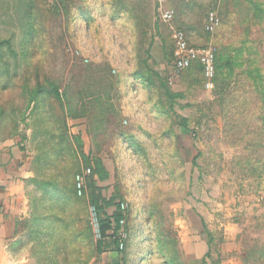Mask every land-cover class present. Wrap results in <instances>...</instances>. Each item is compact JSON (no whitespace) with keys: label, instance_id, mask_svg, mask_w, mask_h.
<instances>
[{"label":"rangeland","instance_id":"obj_1","mask_svg":"<svg viewBox=\"0 0 264 264\" xmlns=\"http://www.w3.org/2000/svg\"><path fill=\"white\" fill-rule=\"evenodd\" d=\"M87 6L96 12L82 18ZM209 12L220 20L213 34ZM175 31L215 60L236 58L212 89L198 67L175 69ZM254 69L264 78V0H0V148L22 153L29 180L74 190L84 178L69 212L76 236L55 238L57 262L264 264V82L256 92ZM92 181L112 203L107 215L124 219L109 236L132 219L122 250L114 238L98 244ZM26 182L13 235L23 251L13 253L46 264L45 242L25 231L29 196L39 197Z\"/></svg>","mask_w":264,"mask_h":264},{"label":"trees","instance_id":"obj_2","mask_svg":"<svg viewBox=\"0 0 264 264\" xmlns=\"http://www.w3.org/2000/svg\"><path fill=\"white\" fill-rule=\"evenodd\" d=\"M63 3L73 4L74 0H60ZM81 2V0H80ZM54 10H56L54 8ZM84 10V11H83ZM44 11H48V9L45 7L42 9V14L44 16ZM96 12V9L93 7H80L78 9V13H80L81 17L90 18L93 16V14ZM52 14V13H51ZM185 35V34H184ZM186 38V36H185ZM187 40V38H186ZM188 43V41H187ZM189 44V43H188ZM236 57V56H235ZM172 59L174 61V52H172ZM236 59L231 55H227L226 57L220 56L219 59L215 60V75L217 72H222L226 67L232 66V61ZM218 60V61H217ZM174 64V63H173ZM194 66L198 67L200 73L202 74V68L197 63H193L188 69H192ZM254 77L260 79V82L255 87V91H260L261 87L263 88V82L262 79H264L260 74L259 69H254L253 72ZM251 74V72H250ZM140 77V76H138ZM215 79V78H214ZM255 83V81H253ZM252 83V86L254 85ZM60 154V151H57L55 156L57 157ZM96 173V172H95ZM100 173V168H99ZM100 176V175H99ZM31 183L35 186L36 191L39 193V197L35 196H29V214L28 218L26 219V225H29L30 229H27L26 232L27 235L34 239L37 238V240H43L45 242V251H47L49 254L47 258L45 259L46 264H60L57 262L56 259H60V247L56 242L57 237H61L62 234L72 231L71 235L76 236V231L70 229V222L72 224H76V213L75 215L73 213H70V208L74 206H78V202L75 199V193L77 192L75 188L74 183V190L70 186L62 185L60 182L50 180L47 182L43 181H36L34 179L29 180L26 182ZM88 188L90 190L89 193V204L92 205L96 211V217H97V224H98V231L100 236V241H98L99 246L101 245V241L104 239L114 238L113 242L117 245V249L119 250V245L122 244L123 248H126V240H128V237L130 235H134V228L130 229L128 227H131L132 225V219L129 216V222L126 227L127 231H121V233H118L116 237L114 235L109 236V232H111L114 227H118V224L120 221H123L124 225V219L119 215L118 213H114L112 216L107 215L106 209L107 207L111 206V201L108 203H105L104 201L98 199V197L95 194V183L92 181L89 182ZM77 194V193H76ZM84 209H86L84 207ZM71 217V221H70ZM121 225V227L123 226ZM126 232V233H125ZM124 233L125 239H121V234ZM55 239V240H53ZM122 248V249H123ZM120 249V250H122ZM98 254H101L100 249L97 250ZM149 256L150 253H144V255ZM42 257L40 262L42 261Z\"/></svg>","mask_w":264,"mask_h":264},{"label":"crops","instance_id":"obj_3","mask_svg":"<svg viewBox=\"0 0 264 264\" xmlns=\"http://www.w3.org/2000/svg\"><path fill=\"white\" fill-rule=\"evenodd\" d=\"M33 178L27 169V159L17 148H0V264H28L26 255L20 259L13 250L20 246L14 243L15 222L27 216L25 182ZM26 251V249H24ZM15 251V250H14ZM15 251V252H17Z\"/></svg>","mask_w":264,"mask_h":264},{"label":"built area","instance_id":"obj_4","mask_svg":"<svg viewBox=\"0 0 264 264\" xmlns=\"http://www.w3.org/2000/svg\"><path fill=\"white\" fill-rule=\"evenodd\" d=\"M165 0H159L160 4ZM161 20L170 24L173 20V12L171 10L162 11L159 10ZM220 26L219 17L215 12H209L205 21V31L209 34H213ZM174 40V67L178 71L188 69L193 63H197L202 68V75L204 79V87L206 89H212L214 87L213 80L215 77V55L210 49H198L190 46L187 43L185 35L182 31H175L173 34ZM89 172V171H87ZM84 178L80 175L76 176L75 184L78 195H81L84 187ZM124 205H121V209H124ZM120 225H123V221H120ZM121 239H125V234H121ZM122 244L119 245V249H122Z\"/></svg>","mask_w":264,"mask_h":264}]
</instances>
